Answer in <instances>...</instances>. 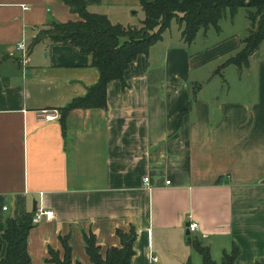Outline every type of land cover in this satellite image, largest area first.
I'll return each instance as SVG.
<instances>
[{"label": "crops", "instance_id": "crops-1", "mask_svg": "<svg viewBox=\"0 0 264 264\" xmlns=\"http://www.w3.org/2000/svg\"><path fill=\"white\" fill-rule=\"evenodd\" d=\"M86 1L125 27L142 11L139 0ZM78 19L60 0H0V244L6 217L44 211L28 234L30 264H46L48 247L62 256L60 235L73 261L92 264L85 233L104 254L120 245L116 230L131 229L130 264H202L194 241L218 263L236 246L234 264H264L261 48L238 66L229 60L247 36L238 27L200 30L187 44L176 25L130 63L124 83L107 85L105 108L70 110L63 133L42 112L83 96L98 70L70 46L29 45L49 22ZM192 221L198 230L187 234Z\"/></svg>", "mask_w": 264, "mask_h": 264}, {"label": "trees", "instance_id": "trees-1", "mask_svg": "<svg viewBox=\"0 0 264 264\" xmlns=\"http://www.w3.org/2000/svg\"><path fill=\"white\" fill-rule=\"evenodd\" d=\"M77 14L76 21H51L39 29L31 40V48L47 39L51 45H65L75 49L88 58L89 65L98 70V81L87 92L73 99L59 109V122L65 133V118L68 112L76 108H105L107 85L114 80L122 83L124 72L136 57L146 55L152 45L162 39L175 20L183 41L191 44L200 30L210 27L219 28V21L226 15L233 16L244 7L247 10L249 28L243 40V47L230 62L240 66L248 61L264 41V0H139L144 13L141 26H123L112 24L102 14L88 10L86 0H60ZM35 212L23 216L22 223L8 216L2 233L4 247L0 244V264H30L28 252V234L33 228ZM120 238L119 246H109L104 254L93 233L83 235L84 249L92 264H130L134 254L132 242L135 231L116 230ZM63 248L60 256L58 249L48 247L46 264H81L73 261L67 236H59ZM195 250L202 257V264H234L239 249L234 246L230 253H224L221 262H215L208 246L193 242Z\"/></svg>", "mask_w": 264, "mask_h": 264}, {"label": "rangeland", "instance_id": "rangeland-1", "mask_svg": "<svg viewBox=\"0 0 264 264\" xmlns=\"http://www.w3.org/2000/svg\"><path fill=\"white\" fill-rule=\"evenodd\" d=\"M247 9L244 8V7H241L239 8L236 13L233 15V16H230V15H226L224 18H222L220 21H219V26H220V31H221V27H222V32L220 34L214 32V30H209V31H212V32H209L208 35H213V37H217L219 35H227L229 34V32L231 30H233V25L234 27H238L239 30L241 31V33H243L244 37L246 36L247 34V28L249 27V20L247 18ZM144 18V13L142 11H139L138 12V15L136 17H132L130 18L131 23H134V26H141V22L140 19ZM137 24V25H136ZM176 25H178L176 23L175 20L172 21V24H171V29L173 27H176ZM132 26V25H130ZM210 29H213V28H210ZM202 32L198 33L197 36L199 35H202L201 34ZM242 35V36H243ZM243 47V44L242 46L240 47V49ZM260 48H261V52H264V41L261 43L260 45ZM219 65H216L215 67H218ZM43 217V216H42ZM194 236L193 234H191V237Z\"/></svg>", "mask_w": 264, "mask_h": 264}, {"label": "built area", "instance_id": "built-area-1", "mask_svg": "<svg viewBox=\"0 0 264 264\" xmlns=\"http://www.w3.org/2000/svg\"><path fill=\"white\" fill-rule=\"evenodd\" d=\"M15 49L19 52L20 54V57H19V61L20 63L22 64H25L27 62V54H28V49H27V45H26V42L25 41H19L16 45H15ZM59 119L60 118V113L59 112H48L46 110H44L42 112V118L41 120H44V121H49V120H53V119ZM144 183L147 184L148 181H149V178L148 177H145L144 178ZM170 181H166V183H169ZM42 216L48 218L51 216V213L50 212H44V211H40L39 214L37 216H34L33 217V223H37L41 218ZM198 223L195 222V221H192L189 223V231L190 232H193V231H196L198 230ZM153 261H155V259H153Z\"/></svg>", "mask_w": 264, "mask_h": 264}, {"label": "water", "instance_id": "water-1", "mask_svg": "<svg viewBox=\"0 0 264 264\" xmlns=\"http://www.w3.org/2000/svg\"><path fill=\"white\" fill-rule=\"evenodd\" d=\"M32 209H33L32 211H35L36 210V203L35 202H33V208ZM186 233L187 234L190 233V231H189V223H186ZM131 242H132L131 240H127L125 242V244H130Z\"/></svg>", "mask_w": 264, "mask_h": 264}]
</instances>
